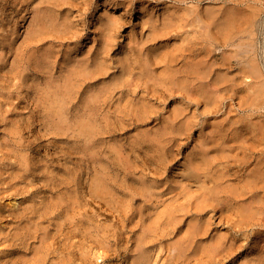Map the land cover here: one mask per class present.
<instances>
[{"label": "bare ground", "instance_id": "1", "mask_svg": "<svg viewBox=\"0 0 264 264\" xmlns=\"http://www.w3.org/2000/svg\"><path fill=\"white\" fill-rule=\"evenodd\" d=\"M202 1L0 0V264H264L263 113L191 135L264 107V4Z\"/></svg>", "mask_w": 264, "mask_h": 264}, {"label": "rangeland", "instance_id": "2", "mask_svg": "<svg viewBox=\"0 0 264 264\" xmlns=\"http://www.w3.org/2000/svg\"><path fill=\"white\" fill-rule=\"evenodd\" d=\"M204 1V0H203ZM201 2V4H204V3H206V1L207 0H205L204 2ZM208 2V1H207ZM250 2V1H249ZM252 2V1H251ZM264 2V0H261L258 4H260V5H262V4H264L263 3ZM219 3H221L220 1H219ZM262 10H261V13H260V15H259V17H260V19H262V18H264V5H262ZM89 17H90V15H89ZM190 28V27H189ZM87 29H89V30H87L86 31V33L88 34L89 32H90V28L89 27H87ZM264 28L262 27V28H260V29H258L259 30V32H258V30H256L257 32H256V34H255V36H257V37H255V39L257 38V40H258V46H261V43H264ZM261 30V31H260ZM221 37H224L223 35H220ZM240 36H242L243 37V39L244 38H249V35L246 33V32H244L243 34H239V35H237V36H235L233 39H230V41L228 42V43H226V41H224V42H222V40H223V38H221L222 40L220 41H217V42H215L216 44H215V46H217L216 47V49L214 50V52H213V58H214V61L216 62V60H217V62H216V65H217V67H215V69H218V68H222L223 69V66H224V69L223 70H226V69H230L229 70V72L230 73H237L236 71L238 70H240L241 68H242V70L244 69L243 68V64H242V60H239L240 62H238V60L236 59L237 57L234 55V53H235V51H234V47H232L233 46V42H236L237 40L238 41H240L238 38H241L242 39V37H240ZM237 41V42H238ZM219 42V43H218ZM218 43V44H217ZM225 43V44H224ZM214 46V47H215ZM260 49V48H259ZM232 50H233V52H232ZM261 50H259V59L261 58L260 56V54L262 53V51L260 52ZM232 52V53H231ZM225 53H227V54H225ZM230 53V54H229ZM224 54V55H223ZM227 55V56H226ZM214 56H216V57H214ZM226 56V57H225ZM230 56V57H229ZM228 57V58H227ZM236 57V58H235ZM221 63V64H220ZM241 63V64H240ZM222 64H223V66H222ZM219 66V67H218ZM229 66V67H228ZM240 66V67H239ZM228 70H227V72H228ZM233 70H236V71H233ZM250 79V78H249ZM248 79V80H249ZM229 88V87H228ZM232 89V88H231ZM229 90V91H225V99L223 98H221V99H219L220 100V102L219 103H217L216 104V106L214 105L213 107H211V108H209L210 110V112L211 113H209V114H201V115H199V120H197V122L195 121V123L197 124L198 122H200V124H198V125H195V128H194V130L192 131V133H191V135L193 134V137L195 138V141H196V139L197 140H199V138H198V134H199V132H200V129L202 128V125H201V123L203 124L204 122H205V120H209V124L208 125H210V126H212L211 125V123H213V121H217V120H215L216 118H218L219 120H221L224 124H225V126H226V130L228 129V132H230L231 133V131H232V129L233 128H240V124L241 123H239V121L241 120V117L242 118H244V119H246V118H249V119H251L250 117H252V115H253V117H252V119L253 118H255V116H258V115H261L262 113V115L261 116H263L264 115V107H262L261 106V108H256L255 106L253 107V106H250V105H246L244 102H243V100L241 99L242 98V96H241V98H240V95L239 94H236V95H234V93H233V91L232 90ZM239 95V96H238ZM223 97V96H222ZM241 99V100H240ZM16 101H17V99H16ZM221 101H223V102H221ZM221 103V104H220ZM28 103L27 102H22V105L23 106H26ZM248 106V107H247ZM252 108H250V107ZM264 106V105H263ZM256 109V110H255ZM24 111H28V109L26 110H24ZM217 111V112H216ZM219 111V112H218ZM252 111V112H251ZM249 112H251L250 114H249ZM254 112V113H253ZM258 114V115H256V113ZM261 113V114H260ZM212 114V115H211ZM255 114V115H254ZM249 115V116H248ZM251 115V116H250ZM209 116V117H208ZM209 119H208V118ZM213 118V119H212ZM215 118V119H214ZM208 125H206V126H208ZM239 126V127H238ZM204 127H205V125H204ZM206 129H207V127H206ZM250 134L246 137L247 138V140H245V142L244 143H239V141L237 140V137H235L234 139H233V141H232V143H233V147H232V150H231V152L233 153V154H230V155H228V159H230V160H237L238 161V158L239 157H241L242 156V151H241V146L243 147V145H245V148L246 149H248V150H246L245 152H248L249 153V151H251V149H250V147H252V149L254 150L256 147L258 148H256L255 150H254V153H256V154H258L260 151L259 150H261L262 152L261 153H259L261 156L264 154V140H262V139H264V138H261V140H257L255 137H254V135H255V133H251V131L249 130L248 131ZM238 141V142H237ZM250 143H252L253 145H255L254 147L255 148H253V145L252 144H250ZM248 146H250V147H248ZM187 146L186 145H184V146H181V153L180 154H178L177 155V157H176V159L174 160V161H176V165L174 164V166L173 167H170V169L169 170H171V169H173V171L176 169H180L179 167H182L183 166V164L181 163L182 161H183V154L185 153V151H186V148ZM179 148V147H178ZM176 152H179V151H176ZM252 152V151H251ZM244 153V152H243ZM238 154H239V156H238ZM145 156V155H144ZM238 156V157H237ZM236 157H237V159H236ZM139 158V159H138ZM142 159V157H137V160H140L139 162H144V161H142L141 159ZM240 159H242V160H240ZM239 160H240V162H241V164L242 163H244V161H243V158L241 157V158H239ZM243 161V162H242ZM179 163H181V164H179ZM178 164V165H177ZM245 164V163H244ZM243 164V165H244ZM232 165V164H231ZM239 165V164H238ZM237 165V166H238ZM241 166H239V168H240ZM243 167V169L244 170H242L243 172L242 173H244V175H246L247 173L246 172H244V171H247L246 170V168H245V165L244 166H242ZM246 173V174H245ZM165 175H168V170L166 171V173H165ZM161 176H163L164 177V175H161ZM169 176V175H168ZM168 176L165 178V179H167L168 178ZM101 212L103 213V215L105 216L106 214H109L108 212L106 213V211H102L101 210ZM248 243H250V242H248ZM246 241L244 242V247L243 248H241L240 250H238L239 252H237V255H236V257L234 258V260H236L237 258H239V256L241 255V254H249L252 250H251V248L252 247H247L248 244ZM119 247H122V245L120 244L119 245ZM112 252V251H111ZM247 252V253H246ZM118 257L117 256H114V258H109V260H113L114 259V261L117 259ZM103 263V262H102Z\"/></svg>", "mask_w": 264, "mask_h": 264}]
</instances>
